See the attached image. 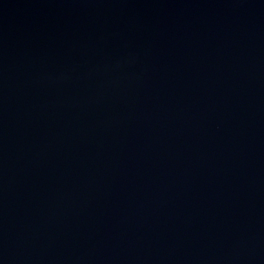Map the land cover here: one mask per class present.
Wrapping results in <instances>:
<instances>
[{
	"label": "water",
	"instance_id": "1",
	"mask_svg": "<svg viewBox=\"0 0 264 264\" xmlns=\"http://www.w3.org/2000/svg\"><path fill=\"white\" fill-rule=\"evenodd\" d=\"M0 264H264V0H0Z\"/></svg>",
	"mask_w": 264,
	"mask_h": 264
}]
</instances>
